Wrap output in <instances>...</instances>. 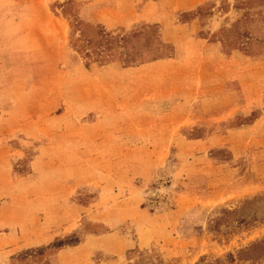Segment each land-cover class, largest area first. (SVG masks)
<instances>
[{"label":"rangeland","instance_id":"rangeland-1","mask_svg":"<svg viewBox=\"0 0 264 264\" xmlns=\"http://www.w3.org/2000/svg\"><path fill=\"white\" fill-rule=\"evenodd\" d=\"M84 1L0 0V201L78 207L0 264H97L90 235L138 240L121 264H264L237 257L264 239V0L169 11L197 21L174 43L165 15L108 31Z\"/></svg>","mask_w":264,"mask_h":264},{"label":"crops","instance_id":"crops-1","mask_svg":"<svg viewBox=\"0 0 264 264\" xmlns=\"http://www.w3.org/2000/svg\"><path fill=\"white\" fill-rule=\"evenodd\" d=\"M200 1L201 0H85L82 4V16L89 22L101 25L105 30L121 31V29H123L125 31L136 22L159 21L160 19H158L156 15L162 14L165 15L166 20H163L164 23L160 29V38L163 42L174 43L178 38L176 36L178 31L181 30V34L190 35L196 29L197 21L196 18H190L186 21L172 24L168 12L177 11L180 13L190 11ZM53 37L55 39V36ZM146 64L149 63H143L139 66L144 67L147 66ZM107 66L113 68L118 66V71L126 69L121 68L116 60H112L99 67L106 68ZM96 77L97 76H94V78ZM117 79H119L118 75L113 77L114 82L117 81ZM94 111L101 112L100 109H95ZM23 194L13 199H4L0 201V251H3L2 253L5 255H10L13 252L12 245L14 244L23 242H46L49 239L43 238V236L45 234H50L48 229H51L50 227H53V225L72 221L78 209L74 201L69 200L71 198L69 193L68 196L65 192L58 193L52 198L53 205L55 207L58 206L59 210L67 208L69 213L66 218L59 219L57 222H55V220L48 222L45 220V217L50 218L49 213L46 212L48 210L44 206L46 198H43V195L35 190L31 191V193L28 192ZM67 199L69 201H67ZM42 212L44 213L43 216H41ZM86 238H90L95 242L100 241V248L110 255V257L97 264H121L125 250L138 245V240H132V237L126 235H104L99 238L90 235L88 237L86 236Z\"/></svg>","mask_w":264,"mask_h":264},{"label":"trees","instance_id":"trees-1","mask_svg":"<svg viewBox=\"0 0 264 264\" xmlns=\"http://www.w3.org/2000/svg\"><path fill=\"white\" fill-rule=\"evenodd\" d=\"M47 248H49V247L46 246L44 249H47ZM259 250H263V252H264V239L252 242L249 246L239 250L237 252V257H238V259H249V260H251V257L248 256L249 251L257 252ZM227 256H228L229 260L233 259L231 254L228 253ZM262 256L264 259V253ZM258 258H260V257L258 256ZM212 264H218V263H212ZM252 264H254V263H252Z\"/></svg>","mask_w":264,"mask_h":264}]
</instances>
